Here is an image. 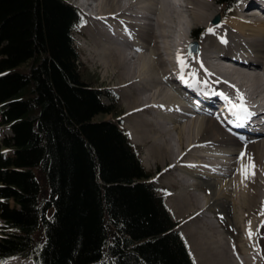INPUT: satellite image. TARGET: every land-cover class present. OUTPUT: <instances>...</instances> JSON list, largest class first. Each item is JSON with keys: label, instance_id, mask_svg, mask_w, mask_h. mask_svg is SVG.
<instances>
[{"label": "trees", "instance_id": "trees-1", "mask_svg": "<svg viewBox=\"0 0 264 264\" xmlns=\"http://www.w3.org/2000/svg\"><path fill=\"white\" fill-rule=\"evenodd\" d=\"M81 23L64 0H0V261L194 264L106 93L85 80Z\"/></svg>", "mask_w": 264, "mask_h": 264}, {"label": "bare ground", "instance_id": "bare-ground-1", "mask_svg": "<svg viewBox=\"0 0 264 264\" xmlns=\"http://www.w3.org/2000/svg\"><path fill=\"white\" fill-rule=\"evenodd\" d=\"M79 1L92 14L87 27L93 42L91 56H95L98 67L114 71L117 83L125 88L132 142L140 144L147 140L144 149L147 158L166 163L169 155L172 162L167 170L178 171L174 175L177 178L170 184L177 181L186 185L172 195L174 203L170 209L179 215L194 209L198 213L261 215L264 132L250 135L246 129H240L238 134L233 133L228 122L200 107L199 101L213 105L215 93L234 98L239 89L247 93L249 105V102L259 101L257 98L264 86V19L235 15L223 20L225 11L221 6L222 9L213 8L214 0ZM107 23L113 24L112 30ZM209 28L214 31L209 32ZM196 33H200L199 50L192 56L189 38ZM178 52L185 61L183 68L177 62ZM247 62L251 67L245 65ZM179 73L199 81L202 96L189 95L182 90L176 84ZM263 114L255 112L252 118ZM241 152L246 154L244 164L250 157L255 165V174L243 182L238 171L241 162L234 156H240ZM184 173L199 180L186 183ZM211 178L228 180L224 179L218 186ZM191 185L194 189L198 185L205 188L202 198L187 192ZM203 198L205 203L201 205ZM243 239L249 243V238ZM222 245L224 243L215 254L219 264L255 263L249 252L243 250L242 258L237 260V256L225 251ZM197 255L201 258L199 253ZM193 257L199 264V258ZM7 264L32 263L29 259L15 258Z\"/></svg>", "mask_w": 264, "mask_h": 264}, {"label": "rangeland", "instance_id": "rangeland-1", "mask_svg": "<svg viewBox=\"0 0 264 264\" xmlns=\"http://www.w3.org/2000/svg\"><path fill=\"white\" fill-rule=\"evenodd\" d=\"M64 1L70 4L71 6L73 5L74 7V3L72 2V0H64ZM73 1H79V0H73ZM214 1L215 2L213 4V8L220 7L219 5H217L218 4L217 0ZM235 14H236L235 11H233L226 18H224L223 15V20L224 19L228 20L232 16H235ZM89 25H90L89 18L85 16L84 23L77 29L78 31L73 32L74 45L78 51L79 61L81 64L80 68L83 69L85 80L89 82L93 87L103 92L111 93V94L113 93L118 96L116 102L113 103V107L116 110L120 120L122 121V125H121L122 128H124L128 132L132 129V123L129 120L130 113L126 107L127 105L124 97L125 88L120 87V85L117 83L116 81L117 77H115L116 74L114 71H112L111 69L106 70L101 66L98 67V65H96L95 63L96 58L95 56L92 57L93 54L90 53L92 50L93 42L91 40V36L90 37L88 36L89 33L87 31V27ZM107 25H110V23H107ZM199 37L200 35L197 36V42ZM102 101L106 105L107 104L109 105L111 104L112 100L109 97L103 95ZM106 119L112 120L113 117L108 116ZM0 130L3 133L6 134L8 133L7 130L3 127H1ZM147 144H148L147 140L142 141V143L140 144L134 143V145L140 149V157H141L142 165L147 171L151 172L152 174L151 181L157 187L166 190L167 192L166 204L173 218L175 220H181V223L177 226V228L186 238L191 254L195 255L196 258H199V260L197 259L199 264L200 263L212 264V262H217L215 254L216 251L220 249L218 247L220 246L221 243H224V246L222 245V247H224L225 251L237 256V257L235 256L237 260H240L242 258L240 256L242 255V251L245 250L246 252H249V254L252 255V257L255 259L254 264H264V227H261V223L264 222V215H260L258 213L243 214V215H239V214L236 215L233 213L215 214L209 211L198 213L196 209L181 215L174 213L172 209H170V207L174 203L172 199V195L180 191L182 189V185L185 184H182L181 182H179L178 184L177 181H176L177 184L176 183L170 184L171 180L176 179L177 177L173 175L172 170L168 171L169 170L168 167L172 162V161L170 162L169 155L165 159L166 163L165 162L163 163L160 160H153L152 158L151 159L147 158V155L144 152V149L147 147ZM218 156H223V155L219 154ZM234 156L239 157V154H234ZM146 162L149 163L148 166L145 165ZM183 176L185 177L184 179L186 180V183L190 182V184H192L191 182L194 183L199 180V178L195 179L194 175L185 174ZM224 179L226 181L228 180V178H211V181H215L219 186L221 183H223ZM198 186H196L197 188L195 187L196 189H194L193 188L194 186L191 185L188 186L186 190L187 192L198 194L202 198L203 196L202 194H204L203 191L205 190V188L203 190V188L200 187V185ZM185 187L186 185L183 186V188ZM204 203H205V199L203 198L201 199L200 204L202 205ZM225 203L227 204V207L230 209L231 206L228 205V201H225ZM217 206L216 209L218 208ZM249 222L251 225V232H252L251 238L249 237ZM243 238L245 239L249 238V243L248 244L245 243ZM240 245L241 246L244 245L245 247L244 246L243 247L246 249L241 248ZM193 250L196 252H194ZM197 253L201 255V258L197 255ZM241 263L243 264V262Z\"/></svg>", "mask_w": 264, "mask_h": 264}, {"label": "snow or ice", "instance_id": "snow-or-ice-1", "mask_svg": "<svg viewBox=\"0 0 264 264\" xmlns=\"http://www.w3.org/2000/svg\"><path fill=\"white\" fill-rule=\"evenodd\" d=\"M208 31L213 32L214 29L209 28ZM222 42H226V41H222ZM177 62L181 66V68L185 66V61L179 52L177 53ZM181 79H183V76H181ZM215 94L221 96V98L227 102L229 112H231L233 115H236L238 119H244L252 115L247 108L243 94L239 93L238 90H237L236 100L239 101V103L234 102L224 93H215ZM245 155L246 154L244 152H241L240 156L238 157V160L241 162V166L238 169V171L241 174L242 182L243 180L250 179L255 174L253 171L255 165L254 163L251 162L250 157L248 158L249 162L247 164L243 163V160L245 159ZM261 215H264V208L261 209ZM261 227H264V222L261 223ZM251 236H252V232H251V225L249 222V237L251 238ZM0 264H7V262L0 261Z\"/></svg>", "mask_w": 264, "mask_h": 264}, {"label": "water", "instance_id": "water-1", "mask_svg": "<svg viewBox=\"0 0 264 264\" xmlns=\"http://www.w3.org/2000/svg\"><path fill=\"white\" fill-rule=\"evenodd\" d=\"M218 21V20H217ZM216 21V22H217ZM197 52H198V49L197 48H195V50L194 51H191V55H195V54H197Z\"/></svg>", "mask_w": 264, "mask_h": 264}]
</instances>
